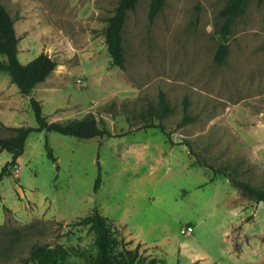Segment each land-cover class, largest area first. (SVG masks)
<instances>
[{
	"label": "rangeland",
	"instance_id": "rangeland-1",
	"mask_svg": "<svg viewBox=\"0 0 264 264\" xmlns=\"http://www.w3.org/2000/svg\"><path fill=\"white\" fill-rule=\"evenodd\" d=\"M117 1L0 0L18 59L45 52L57 63L46 88L32 92L47 120L90 113L113 135H28L0 182V264H33L30 250L41 244H61L69 264H86L95 235L77 221L94 209L122 245L138 248L137 264H264V230L255 223L264 202L219 173L210 181L214 169L264 189V0H248L235 17L222 64L214 55L227 0H165L151 24L150 0H139L122 31L123 70L111 65L104 40ZM17 89L0 73L1 137L36 126ZM159 92L169 104L161 120L147 112ZM10 160L0 151V169ZM188 224L192 232L181 235Z\"/></svg>",
	"mask_w": 264,
	"mask_h": 264
},
{
	"label": "trees",
	"instance_id": "trees-1",
	"mask_svg": "<svg viewBox=\"0 0 264 264\" xmlns=\"http://www.w3.org/2000/svg\"><path fill=\"white\" fill-rule=\"evenodd\" d=\"M139 0H118L114 12L106 19L104 28V40L106 50L110 57L112 66L119 69L125 68V57L123 47L122 31L129 11H132ZM248 0H227L223 8L219 11L222 24L218 30L220 42L217 46L214 60L218 64L225 62L228 55V36L231 33L235 17L244 11ZM165 0H150L147 18L151 24L155 17L162 11ZM18 37L15 33L14 22L4 5L0 2V54L5 59L0 61V73H6L11 83L15 84L22 96L29 97V104L36 122L35 127L16 126L9 128L13 134L7 137L0 136V151H7L11 155V160L7 161L0 169V182L7 176L8 169L13 166L24 151L26 138L31 132H56L61 135L74 136L81 139H91L94 137H112L113 135L104 127L100 126L95 117L88 113L81 118L70 119L63 122L48 121L42 113L40 102L32 95L35 87L44 82L46 78L56 69L57 63L47 53L40 52L27 63H21L17 53ZM187 106V102L184 101ZM169 110L168 101L163 92L158 94L157 107L149 106L147 109L150 117L156 115L161 120ZM146 128L157 127L164 133L161 123H150L144 125ZM188 149L189 143H184ZM47 156L55 161L50 149L45 144ZM212 169V168H211ZM216 173L224 176L229 183L247 196L255 203L264 201V189H257L248 183L232 178L228 173L212 169V177ZM100 176L95 180L94 190L100 185ZM78 225H87L94 232L95 253L89 257L86 264H137L140 258L138 248L128 249L121 241L116 239L114 225L97 209L90 214L81 217L77 221ZM70 249L61 245L53 246L41 244L30 250L29 259L33 264H69L67 259Z\"/></svg>",
	"mask_w": 264,
	"mask_h": 264
},
{
	"label": "crops",
	"instance_id": "crops-1",
	"mask_svg": "<svg viewBox=\"0 0 264 264\" xmlns=\"http://www.w3.org/2000/svg\"><path fill=\"white\" fill-rule=\"evenodd\" d=\"M20 61V60H19ZM21 62V61H20ZM22 63V62H21ZM25 63H27V62H25ZM53 72H55V70L53 71ZM53 72L46 78V80L44 81V82H42V83H40V84H38L36 87H35V89L34 90H37V87L38 86H41L42 88L41 89H45L46 88V86L48 85V81H47V79L53 74ZM60 77V80L61 81H65L66 79H65V76H62V75H60L59 76ZM18 90V89H17ZM34 90H33V92H34ZM50 90V89H49ZM48 90V91H49ZM19 92V91H18ZM47 92V91H46ZM18 94H20V93H18ZM33 94V93H32ZM21 95V94H20ZM27 99H29V97H27ZM39 102H40V104H41V101H42V97H37L36 98ZM29 101V100H28ZM7 106L8 107H10V106H12V103L10 102V103H8L7 104ZM83 117V116H82ZM70 119H76L75 117H73L72 116V114H70V113H67V114H65L64 116H55L54 118H53V120H50V121H59V122H63V121H66V120H70ZM78 119V118H77ZM262 202H264V201H261L260 203H262ZM258 214H259V212H258ZM257 214V217L255 216V218H256V226L258 227V231H261V230H264V218L263 217H261V216H259ZM253 226V225H252ZM263 228V229H262ZM247 231L248 230V227H246V226H244V231ZM186 245V244H185ZM243 257H245L246 255H242ZM232 257V256H231ZM243 257H237L236 255H234V258L236 259V260H239V262H245V259H242ZM233 258V257H232ZM197 259V256H190V260L191 261H193V260H196Z\"/></svg>",
	"mask_w": 264,
	"mask_h": 264
},
{
	"label": "built area",
	"instance_id": "built-area-1",
	"mask_svg": "<svg viewBox=\"0 0 264 264\" xmlns=\"http://www.w3.org/2000/svg\"><path fill=\"white\" fill-rule=\"evenodd\" d=\"M193 230V227L191 225H183L179 229V233L181 235H189Z\"/></svg>",
	"mask_w": 264,
	"mask_h": 264
}]
</instances>
